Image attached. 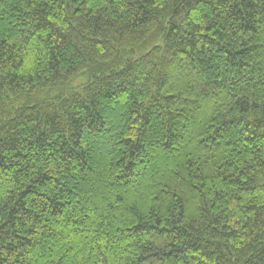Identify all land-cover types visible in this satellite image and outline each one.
<instances>
[{
	"label": "trees",
	"instance_id": "trees-1",
	"mask_svg": "<svg viewBox=\"0 0 264 264\" xmlns=\"http://www.w3.org/2000/svg\"><path fill=\"white\" fill-rule=\"evenodd\" d=\"M0 264H264V0H0Z\"/></svg>",
	"mask_w": 264,
	"mask_h": 264
}]
</instances>
